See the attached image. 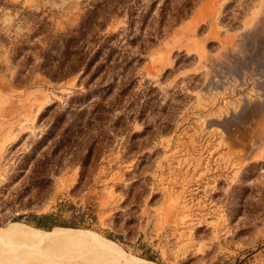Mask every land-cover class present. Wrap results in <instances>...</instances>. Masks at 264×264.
<instances>
[{
    "label": "rangeland",
    "instance_id": "rangeland-1",
    "mask_svg": "<svg viewBox=\"0 0 264 264\" xmlns=\"http://www.w3.org/2000/svg\"><path fill=\"white\" fill-rule=\"evenodd\" d=\"M93 1L0 0V264H264V0H202L138 59L113 17L125 62L76 105L41 53Z\"/></svg>",
    "mask_w": 264,
    "mask_h": 264
},
{
    "label": "trees",
    "instance_id": "trees-1",
    "mask_svg": "<svg viewBox=\"0 0 264 264\" xmlns=\"http://www.w3.org/2000/svg\"><path fill=\"white\" fill-rule=\"evenodd\" d=\"M202 0H94L85 8L77 28L59 35L54 47L41 53L45 62L42 74L51 81L67 79L77 73L87 77L86 91L72 99L79 105L100 94V84L88 88L96 79H104L118 70L125 57H119L113 45L117 34L100 36L113 17H125V29L118 33H138L130 44H138V59L147 47L177 27ZM115 41V43H114ZM51 56L55 63H49ZM30 58V55L27 56ZM124 59V61H123ZM128 61L126 64H131ZM44 66V65H43ZM112 76V75H111ZM115 80V77H112ZM100 96V95H99ZM103 99V97L101 96ZM35 226L50 229L56 223L53 215L35 217Z\"/></svg>",
    "mask_w": 264,
    "mask_h": 264
},
{
    "label": "bare ground",
    "instance_id": "bare-ground-1",
    "mask_svg": "<svg viewBox=\"0 0 264 264\" xmlns=\"http://www.w3.org/2000/svg\"><path fill=\"white\" fill-rule=\"evenodd\" d=\"M78 234L76 233V236H77ZM93 235L94 234H92V236L89 234V236H91V238L93 237ZM70 236H71V234H70ZM72 236H74V235H72ZM81 236H83V235H81ZM87 236V235H86ZM95 236V235H94ZM85 237V236H84ZM97 237H99V236H96V238ZM81 239H82V237H81ZM83 239H85V238H83ZM98 239V238H97ZM99 239H100V241H103V243H104V239H102V238H100L99 237ZM99 239H98V241H99ZM87 240H89V239H87ZM91 240H94V239H91ZM86 241V240H85ZM97 241V240H96ZM97 241V242H98ZM100 241L97 243V245L98 244H100ZM106 242V241H105ZM108 242V241H107ZM96 242H94V244H95ZM90 245H91V243H89ZM89 245V246H90ZM97 245H95L96 246V248H98L97 247ZM101 245V247L102 246H104V245H102V244H100ZM99 245V246H100ZM108 245V244H107ZM87 251H90L89 253H91V255L92 256H96V255H100V254H104V252L102 251V250H98V249H91V248H88L87 247ZM81 252V251H80ZM106 253V252H105ZM3 254V253H2ZM81 254V253H80ZM108 254V253H107ZM46 255V254H45ZM52 255V254H51ZM12 256V255H11ZM44 256V255H43ZM53 256V255H52ZM56 256V255H55ZM91 256V257H92ZM35 257V256H34ZM39 257H42V256H39ZM48 257V256H47ZM119 257V256H118ZM8 258V257H7ZM3 259V258H2ZM49 259V258H48ZM86 259V258H85ZM124 259V258H123ZM10 260V259H9ZM58 260V259H57ZM79 260V259H78ZM75 261L74 263H71V264H115V261H113V260H110V259H107V260H101V259H96V258H88V259H86L85 261ZM8 260H6V262H7ZM11 261V260H10ZM20 261V260H19ZM18 261V262H19ZM59 261V260H58ZM18 262H16V261H11V262H9V263H6V264H20V263H18ZM26 262V261H25ZM30 262H32V261H30ZM46 262H48L49 263V260H47ZM126 262V261H125ZM40 263H42V262H40ZM56 263H58V262H56ZM62 263V262H61ZM119 263V262H118ZM28 264H29V262H28ZM51 264V263H50ZM54 264V263H53ZM69 264V263H68ZM133 264V263H132ZM137 264V263H136ZM141 264V263H140ZM144 264V263H143Z\"/></svg>",
    "mask_w": 264,
    "mask_h": 264
},
{
    "label": "water",
    "instance_id": "water-1",
    "mask_svg": "<svg viewBox=\"0 0 264 264\" xmlns=\"http://www.w3.org/2000/svg\"><path fill=\"white\" fill-rule=\"evenodd\" d=\"M1 229V228H0ZM128 256V255H127ZM131 257V256H130Z\"/></svg>",
    "mask_w": 264,
    "mask_h": 264
}]
</instances>
